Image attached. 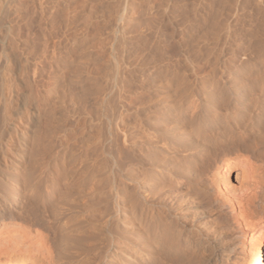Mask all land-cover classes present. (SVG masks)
Here are the masks:
<instances>
[{"label": "rangeland", "instance_id": "1", "mask_svg": "<svg viewBox=\"0 0 264 264\" xmlns=\"http://www.w3.org/2000/svg\"><path fill=\"white\" fill-rule=\"evenodd\" d=\"M122 15L126 16L125 20L120 17ZM0 67L5 69L4 79L9 82V86L7 82V89L5 88V106L10 107L7 111H11L8 112L7 119L10 122L6 121L3 128L5 132L1 137L6 135V139L0 138V163L3 161V166L0 164V167L9 165L6 162L7 152H4L8 143L18 142L20 139L11 134L12 142L7 140L9 128H16L20 132L25 131L22 126L31 129L36 123L34 135L42 132L38 136L44 139H36L30 134L29 142L35 138L39 141H35L36 146L42 144V147L50 148L48 152H43L40 146V150L36 149V156L40 161L49 156L44 161L52 165L51 170L55 173L62 172V167L68 165L70 168L65 166L63 169L66 170L63 172H78L79 175L83 169L82 175L92 173L99 178V193L93 196L96 201L91 197L94 191L91 182L82 187L84 189L80 194L82 202L91 203L86 208L93 205L92 208L99 210H96L99 213V229L106 220L107 223H124L120 220V209L128 210L129 206L126 204L129 203L127 194L130 179L126 173L129 172L132 160L128 158L132 155L130 137L133 130V100L143 98L151 90L147 85L149 81L165 83L180 78L185 81L186 78L188 81L185 82L192 89L200 85L199 79L203 82L215 81L221 89L225 88L226 82L235 79L241 82L262 81L264 0H5L0 8ZM117 72L119 73L116 74ZM5 106L0 105V112L7 108ZM107 107L110 109L107 110ZM12 111H16L15 114ZM37 119L41 120L40 124L35 122ZM15 120L20 123H15ZM7 126L9 128L6 129ZM262 148L261 151H264ZM38 151H42L45 158ZM209 156L212 168L209 166L210 169L206 170L203 175L206 185H201V190L197 192L200 202L203 201L206 210L210 211L206 217L209 223H180L179 228L184 226L179 246L181 254L168 258L162 256L165 260L161 257L163 260L155 259L153 264H204L206 252L189 234L191 230L200 227L219 233L217 241L228 245L230 252L226 264H241L246 256L242 244L264 222L262 200L255 205L258 218L252 216L253 220H259L258 223H237L238 214L231 212L226 202L222 201L228 194L220 182L218 164L224 153L213 150ZM61 158H64V162ZM232 159L229 160L233 161L235 167L231 171L230 181L234 193H242L252 186V180L263 177L262 168L258 164L254 163V168H251L239 164V157ZM74 166L80 168L75 169ZM109 217L113 219L110 220ZM17 233H12L11 237L14 236L15 242L18 241L19 246L24 249L21 264H46L41 251L34 249L32 243L28 242L32 236L23 239L26 243L22 240L26 235L19 233L18 238ZM88 238L87 244H93ZM15 254L16 252L0 254V258Z\"/></svg>", "mask_w": 264, "mask_h": 264}, {"label": "bare ground", "instance_id": "2", "mask_svg": "<svg viewBox=\"0 0 264 264\" xmlns=\"http://www.w3.org/2000/svg\"><path fill=\"white\" fill-rule=\"evenodd\" d=\"M4 2L5 0H0V8ZM172 17H174L173 14ZM208 19L210 20V18ZM174 20L177 21L176 18ZM209 26L210 23L208 28L211 27ZM122 27L124 26L122 25ZM124 31L126 30L124 29ZM3 70L5 69L0 67V105L5 106L7 100H5V88L8 81L4 79L6 76H4ZM115 77L117 78V76ZM243 78L245 80V77ZM181 79H170L171 81L165 83L148 80L147 85L151 90L146 85L150 91L147 90L149 92L141 99L134 97L133 110L131 111L133 130H130L132 132L130 137L132 155L130 157L132 158H128L132 160L130 161L129 172L126 173L129 174L128 178L130 179V183H128L130 184L128 187L129 194H127L129 203L126 204L129 206L127 207L128 210H125L126 208L120 209L122 214L120 220L124 223H110V221L107 223L106 220V223L102 224L99 229V213L97 212L99 210L92 208L93 205L89 208L91 203L88 205L87 202H82L80 197L84 189L82 187L86 183L89 184L88 182L94 185V187L91 186L94 188L91 197L96 196L99 193V178L92 173L90 174L93 176H89L90 174L85 176L87 173L82 175L83 169L79 175L78 172H63L66 170L63 168L68 165L60 166L62 172L55 173L51 170L52 165L44 161L49 156L45 158L43 153L45 150L48 152L50 148H44L42 144L37 145L38 147L35 145L36 139L40 138V133H42L37 134L40 126L37 127L36 136L34 135L36 123L34 122V125L29 123L33 125L31 129L22 126L25 131L20 132L16 128L5 127L6 129L9 128L7 140L10 139L11 134L12 136L17 135L20 139L18 142H12L10 139L12 143L6 144L8 148L5 147L7 150L4 152H7L6 162L8 161L9 165L5 163L4 168L0 167V254L9 252H16V254L0 258V264H21L22 262L24 249L19 246L18 241L15 242L14 236V239L11 237L12 233L16 235L14 232H18V238L21 233L23 236L26 235L22 240L32 236L28 242L32 243L34 249L41 251L46 264H153L155 259L162 256L164 258L178 256L181 254V247L179 248V246L184 230L182 228L184 226L179 228V224L194 223L198 225L199 223L201 225V223H209L206 217L210 211L206 210L203 201L200 202L201 199L197 196V192L201 190V185H206L203 175L209 166L212 168L209 155L213 150L224 153V156L218 161L219 163L217 162L220 164V166L218 165L221 174L220 182L225 186L228 193L225 200L222 201L226 202L225 204L231 212L238 214L237 223L254 224L259 222L257 219L253 220L252 216L258 218L255 205L264 200V180L262 179L264 177V151H261L264 146V78L262 81L254 82H250L252 80L241 82L236 79L230 82V80L226 82L224 89L219 88L215 81L214 83L208 80L203 82L199 79L201 82L199 81L198 84L200 85L194 87L197 90L189 87L188 83L185 82L186 78H184L185 81ZM224 80L226 81V79ZM115 83H113L114 86ZM7 84L9 86V82ZM118 84L119 82H117ZM190 86H192L191 82ZM133 87L136 88V86ZM97 104V109H99V103ZM5 107L7 108L0 112V138L5 132L3 128L8 121V112L11 113V111H7L10 107ZM105 110L104 112H106ZM14 112L12 111V113ZM11 115L13 116V114ZM40 121L37 119L35 122L40 124ZM18 122L15 120V123ZM30 134L34 135L35 138L37 137L36 139L33 138L32 142H29ZM42 135L45 136V134ZM4 136L6 137V135ZM41 139L44 138L39 140ZM3 144L2 146H4ZM39 146L43 148H40L42 151L44 150L43 152L38 151L43 153L41 154L45 158L42 159L41 157L43 161H40L36 156V149H39ZM233 157L241 158L239 164L251 168L258 164L263 173L261 179L252 180V186L247 187V190L239 194L234 193L230 181V174L235 164L229 159ZM76 167L80 168L79 166ZM73 168L72 170H74ZM54 169L56 168L54 167ZM213 170L217 169L213 168ZM125 177L127 176L125 175ZM91 183L90 185H92ZM117 193L119 194V192ZM127 197H125L126 200H128ZM93 200L95 199L93 198ZM214 200L216 201V199ZM222 204L220 205L224 207ZM86 205L89 207L86 208ZM109 218H111L110 220L113 219L112 217ZM190 227H188V231ZM87 234L89 235L87 236ZM189 234L195 239L196 244L206 252L204 264H226L230 251L228 245L217 241L219 233H212L209 228L200 227L194 231L191 230ZM11 238L14 242H11ZM87 238L93 244L88 245ZM246 241L242 244L246 256H243L244 259L241 260V264H264V222L253 231L249 240ZM4 260H6L5 263Z\"/></svg>", "mask_w": 264, "mask_h": 264}]
</instances>
